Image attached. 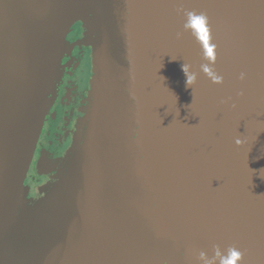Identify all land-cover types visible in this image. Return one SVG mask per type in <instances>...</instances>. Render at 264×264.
Masks as SVG:
<instances>
[{
	"label": "water",
	"instance_id": "95a60500",
	"mask_svg": "<svg viewBox=\"0 0 264 264\" xmlns=\"http://www.w3.org/2000/svg\"><path fill=\"white\" fill-rule=\"evenodd\" d=\"M186 11L207 15L214 61ZM76 22L88 107L29 197ZM215 247L264 264V0H0V264H203Z\"/></svg>",
	"mask_w": 264,
	"mask_h": 264
},
{
	"label": "flooded vegetation",
	"instance_id": "af4514ba",
	"mask_svg": "<svg viewBox=\"0 0 264 264\" xmlns=\"http://www.w3.org/2000/svg\"><path fill=\"white\" fill-rule=\"evenodd\" d=\"M85 30L81 23L74 24L66 41L71 47L64 54L62 76L56 84L52 103L46 114L42 133L30 166L26 185L29 197L50 182L48 176L39 175L41 160L59 163L72 145L74 132L88 107L92 77V49L85 45ZM46 167L50 168L49 165ZM45 170H51L45 169Z\"/></svg>",
	"mask_w": 264,
	"mask_h": 264
},
{
	"label": "clouds",
	"instance_id": "9594fccd",
	"mask_svg": "<svg viewBox=\"0 0 264 264\" xmlns=\"http://www.w3.org/2000/svg\"><path fill=\"white\" fill-rule=\"evenodd\" d=\"M186 20L183 24L184 31H189L196 40L201 44L204 56L209 61H214V49L215 44L211 43L210 29L208 26V17L205 13H196L194 11L185 12ZM178 38L180 33L177 34ZM189 64L182 65V71L186 77V87H190L197 79V73L195 71H190ZM201 71L207 74L213 79L214 82L219 83L221 78L214 75L210 70L208 64L201 65ZM245 73H240V79L245 78ZM243 253L235 247H230L227 250L226 255H222L218 247H215L214 255L211 259L207 258L204 252L199 254V260L203 261V264H237L238 261H242Z\"/></svg>",
	"mask_w": 264,
	"mask_h": 264
},
{
	"label": "rangeland",
	"instance_id": "374dc122",
	"mask_svg": "<svg viewBox=\"0 0 264 264\" xmlns=\"http://www.w3.org/2000/svg\"><path fill=\"white\" fill-rule=\"evenodd\" d=\"M76 23H81V22H76ZM75 23V24H76ZM82 24V23H81ZM82 26H83V24H82ZM83 29L85 30V35H84V42H85V45H88L87 44V40H86V33H87V31H86V29L84 28V26H83ZM69 46V45H68ZM72 47V46H71ZM70 46H69V48H71ZM63 69V68H62ZM70 149V148H69ZM68 152V151H67ZM66 155V154H65ZM44 161V163L43 164H41V161H40V164L43 166L42 168L43 169H50L52 166L51 165H53L54 163H52V162H50L49 163V161H47V160H43ZM46 162V163H45ZM58 164H60V162L58 163ZM47 165H49V167L50 168H48V167H46Z\"/></svg>",
	"mask_w": 264,
	"mask_h": 264
}]
</instances>
